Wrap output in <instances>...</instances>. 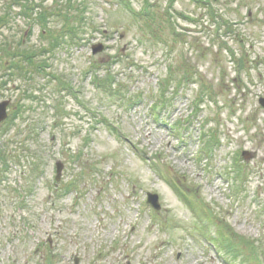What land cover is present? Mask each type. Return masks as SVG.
Masks as SVG:
<instances>
[{"label": "rangeland", "instance_id": "374dc122", "mask_svg": "<svg viewBox=\"0 0 264 264\" xmlns=\"http://www.w3.org/2000/svg\"><path fill=\"white\" fill-rule=\"evenodd\" d=\"M8 1L0 264H264V0H33L79 28L44 53L40 24ZM62 21L50 15L48 27ZM20 49L35 51L38 70L11 54ZM108 67L131 103L96 89ZM221 223L251 242L255 261H225Z\"/></svg>", "mask_w": 264, "mask_h": 264}, {"label": "trees", "instance_id": "16d2710c", "mask_svg": "<svg viewBox=\"0 0 264 264\" xmlns=\"http://www.w3.org/2000/svg\"><path fill=\"white\" fill-rule=\"evenodd\" d=\"M119 2H122L124 4V6L129 8L128 2H126L125 0H118ZM201 1V0H198ZM66 2H68L69 6H72V2L71 0H66ZM146 4V3H145ZM8 9L12 8L13 6H18L20 7V11L19 13L26 18L27 20H29L30 22H36L38 24H40L41 26V35L42 36H47L48 38V46L47 47H42L39 48L38 50L41 53L44 52H48V51H52L54 48H56L58 45H61V43H67V39L68 38H73L74 35H76V31L79 30V28L76 25H72L69 24L70 23V19H69V15L67 13H63V12H59L57 14L54 13V10L56 9H52V11H48L47 9L42 7V1L40 3H33V0H9L8 2H6L5 4ZM166 14L170 17V18H174V15L172 13V11H165ZM79 13V12H77ZM179 16H183L184 18H188L190 19V17L185 16L182 13H179ZM10 13L9 11H4L1 15H0V25H6L9 21V16ZM50 15H54V16H59L63 19L62 23H61V27L60 29H52L48 27V22H49V17ZM80 13L76 14V16L78 17V21L80 22H84V16L81 17ZM131 15L135 18H140V17H146L147 15H149V11L146 13L144 11L140 12H135L134 10L131 11ZM175 19V18H174ZM174 19L169 20L173 22ZM78 29V30H77ZM74 34V35H73ZM26 49H20L18 51H14L11 52V54L13 56H20L22 59H24L27 64L29 66H34L35 64H39V62H34L33 61V53L35 51H25ZM40 53L37 51L36 55H39ZM114 61V60H112ZM244 67L243 61L241 59V61L238 64V67ZM15 69V68H13ZM25 66L23 65H19V67L16 68V70H14L15 72L19 73H24L27 72L25 70ZM30 69V68H28ZM38 70V68H37ZM114 78L111 75L110 72H107V74L104 77L101 78H97L96 77V82L97 85L103 90L105 91V93H107L109 96L112 95H121L124 99H126L127 101H132L135 100L134 96H129L127 93H125L124 91L121 92L119 87L113 86L114 83ZM170 82H167V80H165V77L161 79L160 81V96L164 95V91L165 89L169 86ZM1 86L5 85V82L0 84ZM220 235H221V240L217 241L218 245H220L223 250L224 253L226 254V262H233L235 261V259L237 258H241L242 254H243V247L246 246V249L249 252L248 258L255 260L254 259V254H253V250L251 248V242H249L245 237L240 236L238 234L235 233V231L233 229H231L229 226H227L225 223H221V226L218 229ZM247 257H244V259H246ZM234 259V260H233ZM46 264H53L51 262L50 259L46 258L45 261Z\"/></svg>", "mask_w": 264, "mask_h": 264}, {"label": "water", "instance_id": "95a60500", "mask_svg": "<svg viewBox=\"0 0 264 264\" xmlns=\"http://www.w3.org/2000/svg\"><path fill=\"white\" fill-rule=\"evenodd\" d=\"M102 49L101 44L94 45L92 47L93 53L100 51ZM259 104L264 108V97H260L258 99ZM7 101H2L0 102V122L3 121L6 116V106H7ZM61 165L57 164L56 169H57V176L56 179H58L59 172H60ZM147 202L151 204L152 207L158 209L160 207L159 202H158V196L157 194L154 193H147Z\"/></svg>", "mask_w": 264, "mask_h": 264}, {"label": "flooded vegetation", "instance_id": "af4514ba", "mask_svg": "<svg viewBox=\"0 0 264 264\" xmlns=\"http://www.w3.org/2000/svg\"><path fill=\"white\" fill-rule=\"evenodd\" d=\"M14 106H15V105H14ZM14 106H13V107H14ZM8 119H9V112H8V118L0 123V127H2V126L5 127V125H6L7 121H8Z\"/></svg>", "mask_w": 264, "mask_h": 264}]
</instances>
